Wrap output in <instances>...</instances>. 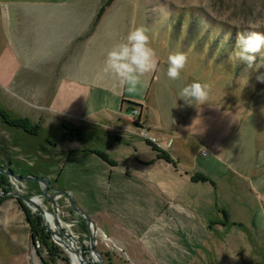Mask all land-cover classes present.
I'll return each instance as SVG.
<instances>
[{
	"label": "rangeland",
	"instance_id": "obj_1",
	"mask_svg": "<svg viewBox=\"0 0 264 264\" xmlns=\"http://www.w3.org/2000/svg\"><path fill=\"white\" fill-rule=\"evenodd\" d=\"M14 1L29 0H0V53L9 21L4 3ZM62 1L101 10L107 0ZM108 9V20L123 21L122 40L142 26L156 52L157 68L134 91L124 85V94L147 103L151 122L169 118L176 129L148 131L142 105L125 104L121 120L84 129V141H71L58 120L30 106V93L0 87V107L12 117L43 118L32 136L0 117V166L7 169L9 158L17 175L47 177L52 192L68 193L56 200L58 218L76 239L74 249L89 259L88 226L69 197L100 228L96 248L106 264H264V192L256 191L264 176V43L252 50L264 40V0H114ZM176 52L187 61L179 78L169 80L174 92L167 101L160 82ZM36 80L30 85L41 86ZM196 81L208 85L206 99L186 106L179 93ZM174 102L176 111L162 112ZM8 179V193L0 189V264H73L52 234L59 233L55 223L11 195L38 197L48 220L56 206L39 196L42 186ZM27 210L42 218L60 249L53 261L32 236Z\"/></svg>",
	"mask_w": 264,
	"mask_h": 264
},
{
	"label": "crops",
	"instance_id": "obj_2",
	"mask_svg": "<svg viewBox=\"0 0 264 264\" xmlns=\"http://www.w3.org/2000/svg\"><path fill=\"white\" fill-rule=\"evenodd\" d=\"M4 4L9 21L2 29L5 46L0 53V87L14 93H30V106L45 111L61 125L82 131L121 120V111L129 103L142 105L141 117L148 131L159 130L160 126L176 129L177 122L169 118L161 124L151 122L147 103L140 99L128 100L124 86L104 71L107 52L125 41L120 28L123 21L108 20L111 9L90 33L99 6L62 0ZM22 74L29 78L21 80ZM35 79L42 85L31 86ZM169 80L168 76L159 80L167 101L173 99L174 92ZM172 104H166L162 112L169 115L176 111V103ZM199 109L202 114L206 112L202 107ZM34 117L26 118L33 123L43 122V118ZM71 160L72 155L68 156L66 165ZM256 191L264 192V176L256 184ZM92 222L100 230L95 221Z\"/></svg>",
	"mask_w": 264,
	"mask_h": 264
},
{
	"label": "clouds",
	"instance_id": "obj_3",
	"mask_svg": "<svg viewBox=\"0 0 264 264\" xmlns=\"http://www.w3.org/2000/svg\"><path fill=\"white\" fill-rule=\"evenodd\" d=\"M262 43L264 40L256 43L252 50H259ZM186 61L187 56L183 52L170 54L167 76L170 79L179 78ZM157 66L156 52L151 47L150 37L141 26L130 30L124 42L107 52L104 71L112 74L120 85H126L129 91H134L140 78ZM207 89V84L196 81L182 88L179 95L186 106H193V101L202 103L206 99Z\"/></svg>",
	"mask_w": 264,
	"mask_h": 264
},
{
	"label": "water",
	"instance_id": "obj_4",
	"mask_svg": "<svg viewBox=\"0 0 264 264\" xmlns=\"http://www.w3.org/2000/svg\"><path fill=\"white\" fill-rule=\"evenodd\" d=\"M11 165H12V163H11L10 159L8 158V167L6 169V168H3L0 166V174L8 176L9 178L15 180L18 183H26V182L39 183L43 188L42 192L39 196L44 198V199L51 201L54 206H56V204H57L56 200L59 196L68 195V193H66V192L51 194L50 193V179L49 178H47V177H35L32 175H28V176L17 175L11 170ZM0 195H4V194H0ZM11 195L16 197L17 199L22 200L23 202L27 203L28 205L32 206L35 209V211L40 213V215L43 217L44 221L48 222V220L46 218L47 212L44 209H42L40 207V205H38L34 201V199L27 198V197H25L21 194H18V193H13ZM69 201H70V204L73 207L74 211L77 214H79L82 217V219L87 223L89 234H90V256L92 259H89L85 256L83 248H78V250L74 249L73 244H75L76 239L74 237H72L69 233H67L65 231V229H63V227L60 224V221H59V218H58V215L56 212L53 214V217H54V223H55L59 233L52 230L53 236H59L60 237V239H57V241H59V243L67 251H69L70 256H71V253L73 252L74 254H76L80 258L79 264H106V262L103 259V256L99 253V251L96 248V238H97V234H98L97 227L93 224L92 220L75 204V202L73 201V199L71 197H69ZM91 226L95 227V233H93L91 231ZM49 229H52V228L50 227ZM71 259H72V257H71Z\"/></svg>",
	"mask_w": 264,
	"mask_h": 264
},
{
	"label": "trees",
	"instance_id": "obj_5",
	"mask_svg": "<svg viewBox=\"0 0 264 264\" xmlns=\"http://www.w3.org/2000/svg\"><path fill=\"white\" fill-rule=\"evenodd\" d=\"M113 2H114V0H107L105 2L104 6H102L96 20L94 21V24H93V27H92L90 33H92L96 29L100 19L105 14L106 10L112 5ZM123 103H126V101H123ZM129 104L131 106L141 107V105L136 104V103H129ZM0 117H1V119L5 125H7L11 128H16V129L22 130L23 132H25L29 135L38 136L40 131H41L40 124H34L28 118L12 117L9 113H7L1 107H0ZM136 124L138 126V123H136ZM63 127L65 129L64 136L66 139L71 140V141H74V140L84 141L83 137H82L83 131L81 128L70 127V126H67L66 124H63ZM152 147H154V146L152 145ZM92 153L99 156L100 158H102V156L99 155L98 153H95V152H92ZM163 156L166 157V155H163ZM167 159L170 160V158H167ZM103 160H104V158H103ZM7 163H8V160H7ZM197 180L202 181V182L208 181V179H206L205 177H199V178H197ZM9 186L10 185H9L8 176L0 174V189H2V192L7 194L8 193L7 187H9ZM3 201H4V198L0 197V205L2 204ZM224 215L226 216V214H224ZM26 218H27L28 223L30 224L32 236L41 238L43 245L47 251L48 256L53 261L54 258L57 257V254H58L60 249L56 245H54L53 243L50 242V235H49V233L46 232L45 228L43 227L42 218L40 216L32 215L29 210H27V212H26ZM67 261H68V259H67ZM109 264H111L110 261H109Z\"/></svg>",
	"mask_w": 264,
	"mask_h": 264
},
{
	"label": "bare ground",
	"instance_id": "obj_6",
	"mask_svg": "<svg viewBox=\"0 0 264 264\" xmlns=\"http://www.w3.org/2000/svg\"><path fill=\"white\" fill-rule=\"evenodd\" d=\"M34 201H35L36 203H38V202H40L41 200H40L38 197H35V198H34ZM48 221H50L49 216H48ZM91 231H92L93 233H95V227H94V226H91ZM97 235H98V234H97ZM71 257H72V262H73V264H75V261H76V259H77L76 254H74V253L72 252V253H71Z\"/></svg>",
	"mask_w": 264,
	"mask_h": 264
},
{
	"label": "flooded vegetation",
	"instance_id": "obj_7",
	"mask_svg": "<svg viewBox=\"0 0 264 264\" xmlns=\"http://www.w3.org/2000/svg\"><path fill=\"white\" fill-rule=\"evenodd\" d=\"M50 192H52V188H51V186H50ZM52 193H54V194L56 193V194H57L58 192H52ZM58 198H60V196H59ZM58 198H57V199H58ZM40 202H41V201H40ZM40 202H39V203H40ZM56 205H57V204H56ZM55 212H56L57 215H58V213H59V208H58L57 206L55 207ZM49 218H50L49 223L52 224V221L54 222V217H53V216H52V217L50 216ZM62 227H63V226H62ZM63 229H64V227H63ZM54 231L57 232L56 229H55Z\"/></svg>",
	"mask_w": 264,
	"mask_h": 264
},
{
	"label": "built area",
	"instance_id": "obj_8",
	"mask_svg": "<svg viewBox=\"0 0 264 264\" xmlns=\"http://www.w3.org/2000/svg\"><path fill=\"white\" fill-rule=\"evenodd\" d=\"M132 114L138 115V111L137 110H133ZM150 140H151V142L155 143L159 148H161L160 142L156 138H151Z\"/></svg>",
	"mask_w": 264,
	"mask_h": 264
}]
</instances>
